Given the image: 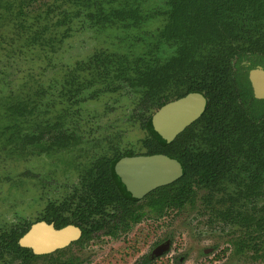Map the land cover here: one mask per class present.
<instances>
[{"label":"rangeland","instance_id":"374dc122","mask_svg":"<svg viewBox=\"0 0 264 264\" xmlns=\"http://www.w3.org/2000/svg\"><path fill=\"white\" fill-rule=\"evenodd\" d=\"M106 1L0 0V227L33 221L49 199L73 188L81 167L111 147L142 151L146 132L130 118L135 91L124 87L109 92L95 72L84 81L86 74L76 67L99 50L149 54L163 24L166 0H140L139 23L128 19L115 25L99 10L107 15L123 2ZM98 14L101 18H91ZM158 90L166 99L177 93L174 85ZM27 102L36 107L14 113ZM44 125L60 126L69 134L68 148L47 155L20 146L15 131ZM220 198L218 192H199L195 209L147 217L116 240L95 237L82 250L69 247L68 254L90 256L88 264H136L154 242L168 237L169 252L152 264H264V259L237 253L230 245L229 240L243 234L241 227L209 215L208 208ZM197 210H207L206 215ZM205 248L211 252L204 254Z\"/></svg>","mask_w":264,"mask_h":264},{"label":"trees","instance_id":"16d2710c","mask_svg":"<svg viewBox=\"0 0 264 264\" xmlns=\"http://www.w3.org/2000/svg\"><path fill=\"white\" fill-rule=\"evenodd\" d=\"M168 5L164 13L166 23L155 38L156 47L132 61V66L123 65L122 58L115 55L95 51L80 61L76 69L86 74L84 81L90 80L88 74L95 72L109 92L119 87L124 76L136 71V78L143 84L174 83L177 97L189 91L203 93L207 104L201 117L170 143L154 132L151 113L147 116L150 152L177 158L183 175L172 184L150 192L144 203L150 211L160 214L164 209H180L194 203L199 189L206 188L208 192L222 193L231 203V209L223 211L225 218L246 226L253 221L251 226H256L255 231H264V200L258 201L264 196V100L253 97L245 75L243 80H231L227 62L228 55L235 50V41H249L248 49H253L264 39V0H169ZM99 12L107 21L114 14L115 20L118 19L116 24L128 19L138 24L141 17L137 5L126 12L122 8L113 9L107 15L102 10ZM163 42L164 52L170 54L165 60L156 52ZM92 79L95 78L92 76ZM163 98L159 96L158 100ZM99 162H93L86 175L80 177L68 203L50 207L42 219L54 221L56 226L73 219L84 225L85 239L91 238V232L98 229L116 236L118 230L126 231L140 221L146 212L119 181L113 169L115 160L107 166ZM225 178H230L233 185ZM111 205H115L119 217L109 226L95 214L104 217L101 212ZM72 206L69 215L62 214ZM24 224L0 236L3 264H78L68 249L36 255L31 249L21 247L18 239L28 229V224ZM259 249L262 251L259 257L264 256L263 246Z\"/></svg>","mask_w":264,"mask_h":264},{"label":"flooded vegetation","instance_id":"af4514ba","mask_svg":"<svg viewBox=\"0 0 264 264\" xmlns=\"http://www.w3.org/2000/svg\"><path fill=\"white\" fill-rule=\"evenodd\" d=\"M117 1H120V3H122V2L123 3H122L121 6H118L116 8H122L126 12L127 10L133 9L135 7V6L132 7L134 5V3L136 5H138L137 3L140 0L138 2H134V3H131L133 1L110 0V3L117 2ZM168 1L169 0H166V4H165L166 8L161 13L162 19H163V24L157 30L155 38L158 36V32H160V30L163 28V25L166 23V17L164 15V13L169 8ZM107 2H109V1L107 0L106 3ZM138 8H140V5L138 6ZM112 10L110 12H112ZM125 15H126V13L123 16H125ZM114 16H115L114 14L109 15V18H111V19H109V22L114 20L113 25L116 24V20H115ZM155 42H156V39H155V41L153 43L152 49L154 47H156V46H154ZM163 45L165 46V43L161 44L157 48V51H156L157 53L162 54L160 56L161 60H165V59L169 58V55H170L168 52H166V53L164 52V49L166 48V46L163 49ZM234 46H235L234 52L230 56L228 55V57H227V60H228L227 62H229V64H230L229 72H230L231 80H233L234 78H238L239 80H243L244 75H245L246 79L248 80V82L250 84V88L252 90L251 92L253 94V89L251 87V83H250V80H249V74L253 70H261V69L264 70V39H262V42L258 41L257 47L253 48V49H251V48L248 49L249 41H242V40L240 41V40H238V41L234 42ZM99 51H103V52L109 53L110 56L111 55H115L119 59L122 58V60L124 62L123 65H125V66H132L133 65L132 61L137 60L138 57H141V55H137V56L129 55L128 56L127 54L118 53V52H115V51H107V50H99ZM159 62L161 63L163 61H159ZM136 76H137L136 71L134 73H132L130 76H127V77L124 76V78L122 79L121 84L119 85V87L115 91H111V92H119L124 87L132 88L135 91L137 97H136V100L134 102V107H133L134 111L131 114L130 118L134 119L135 122H139L141 128L146 132L145 136L141 140L142 151H135V150L131 149V147H127V148H124V149H120V148H117V147H111L105 153H103L102 155H100L98 157L93 158L91 161L88 162L87 165H85V166L80 168L77 182L73 185V188H71V190L65 196H62L61 198L49 199L47 201L46 205L43 207V209L33 219V221L32 220H27V219H22V221L10 222L7 225H4V226L0 227V236L1 235L4 236L5 233L9 232L10 229L15 228L16 226H21L22 224L25 225L24 223L28 224V229L25 231V232H27L29 230V228L33 224L41 222V221H44V222H46L48 224L52 223L55 229H61V228L68 227V226H72V227L78 228L79 232H80L79 236L76 239L71 240L65 247L59 248V249H69V247H71V246H77L78 250H82L89 243V241L92 240L95 237L104 236V237H107L109 239H114V240L120 238L122 235L128 233L135 225L141 223L143 221V219H145L147 217L149 219H151V218L157 219V218L165 217L166 215H168L170 213H171V215L180 214L181 211H183L184 209H187V208L195 209L193 207L195 206V203L197 201V196H198L199 192L208 191V189H206V188L199 189L198 193L196 194V198H195L194 203H192V204H188L187 203L184 207H182L180 209H176V208L175 209H172V208L164 209L163 211H161L162 213H160V214L158 212L156 213V211H154V210L150 211L149 208L146 207V205L144 203V198L150 192H152L153 190H155V189H157L159 187H163V186H167V185L172 184L173 182L179 180L182 177V175H183L182 164L177 158L171 157V156H169V155H167V154H165L163 152H153V153L150 152V146H149V144H147V142H149V139H151V136L149 135V131L147 130V128L145 126V120H146L147 116L151 113L150 114L151 126H152V129L154 130V132L157 133V131L153 128V125H152V116L163 105H165L166 103H168L170 101L178 99L180 97L175 96V98H173V99H165V98H163L161 100H158V97H159V95H158L159 94V90L158 89H162L163 90L168 85H174L175 86V84L172 83V82L171 83H166V84H160V85H151L149 83L148 84H143V83L138 81ZM129 78H131V79H129ZM181 86H184V84H182ZM90 89H92V88H90ZM96 89L99 90V91L102 90V89H98V88H96ZM97 90H95V91H97ZM179 91H182V89H179ZM194 92L202 94V96L205 99V107H206L207 98H206V96L203 93L198 92V91H189L186 94L194 93ZM183 96H181V97H183ZM253 97L255 99H258V100H264V99L256 98L254 96V94H253ZM160 101H163V102H161L162 105L159 104ZM35 107L36 106L30 107L29 106V102H27V104L24 103V104H21V105L17 106L15 108L14 113L22 114V113H25L27 111H30L31 109H34ZM204 110H205V108H204ZM204 110H203V112H204ZM201 115H200V117H201ZM198 119H196V120H198ZM196 120H194L192 123H194ZM192 123H190L182 131H180L178 134H176L171 141H166L158 133L157 134L166 143H170L173 140H175V138L179 134H181L187 127H189ZM25 130H26L25 133H21L20 131H15L14 132L15 133V138H17L18 141L20 142V146L22 145L23 149L29 148V149H31L33 151H37L38 153H41V154L44 153V154L49 155V154H52V153L59 152L62 149H67L68 147H66V144H68V142L71 139V136L69 134H67L60 126L50 127V126L44 125V126L33 128V129L27 128ZM16 140H14V141H16ZM16 145L18 146L19 144L16 142ZM19 149H20V147H19ZM157 154L166 155L170 159L176 160L180 164V167H181L180 175H178L175 179H173L169 183H166L164 185L157 186V187L153 188L152 190L148 191L146 194H144L140 198H136V197L132 196L131 193L129 192L130 195L134 199H137V201L135 203L137 205L143 206V209H144V211L146 213H144L142 215V218L140 219V221L132 224L131 227L128 230H126V231L118 230V233H117L116 236H113L111 234L105 233L104 232L105 229L93 230L91 232V235H92L91 238L85 239V237L83 235L84 231H85L84 225L74 221L73 219L71 220V222H70V220H68L67 223L64 224L63 226H56L54 221H49L48 222V221L42 219L43 218V213L47 209L50 210V207H56L58 205L62 206L64 203H66V204L68 203L69 197H71L72 193L74 192V188L78 185L80 177H84L86 175L87 169H89L90 166L92 165V163L95 162L96 160H100V162H99L100 165L102 163H105L106 166H107V164L109 162L111 164L115 160V162L113 163V169H114L115 174L117 175V173L115 171V164H116V162L119 159H121L123 157H130V156H152V155H157ZM77 168H79V167H77ZM224 180L228 184L233 185L232 183H230V178H225ZM119 181L121 182L120 178H119ZM78 193H80V192L77 191L75 194H77V196H78L79 195ZM220 194H221L220 200H218V202L216 200V202L208 208L209 215L214 216L217 221L229 222L232 225L234 224L235 226L237 225V226L242 228L243 234L241 236H239L238 238H236L234 240H229L230 245L234 246V251L235 252H237V253H246L247 252V253L252 255L251 257H253V258L257 259V260L264 259V256L259 257V254H260V251H261L259 248H261V245L264 248V242L262 244V241L264 240V231H261V230L255 231L256 226H251V224H253V221L251 223H248L249 225L246 226L243 223H240V222L234 223V222H231L230 219L225 218V216L222 215L223 211L231 209L232 205H231V203L228 202V200H227L225 195H223L222 193H220ZM224 198H225V200H223ZM225 201L227 203H229L227 207H224V206L221 205V202H225ZM200 202H203V200L200 199ZM234 206L235 205H233V207ZM73 207L74 206H72L70 208V210H63L62 214L65 215V216L69 215V213L72 211ZM108 207L103 209V211L101 212V213H104V217L102 216V214H95V216L103 224L108 223L109 226H111V223H113L114 221H118L119 212L117 211V208L115 207V205H111V206H108ZM197 211H198V215H200V216L206 215V212H207V210H205V212L203 210H197ZM107 215H109V216H107ZM69 219H71V218H69ZM166 242L168 244L167 245L168 247L166 249H164L163 251H161L164 248L162 246V244L164 245ZM171 244H172L171 238H168V237H164L163 239L154 242V244H153V246L151 248V251L149 250L146 254H142L140 259H138V261L136 262V264H152L154 262V260H156L157 258H160L162 255H165V254H167L169 252V250L171 248ZM158 247H159V249H161L160 250L161 253L157 254L156 251L157 252H159V251L156 250V248H158ZM25 248H28V247H25ZM29 249H31V248H29ZM59 249H56L53 252H55V251H57ZM228 249L229 248L226 247V250H228ZM53 252H51V253H53ZM203 252H204V254L209 253V252H211V248H205L203 250ZM256 253H258V255H256ZM46 254H49V253H46ZM36 255H42V254H36ZM69 255L72 256V257H76V260H77L78 264H86V263L88 264V263H90L89 262L90 261V256L84 257L82 255H76V254H73V253H71ZM215 258L219 259L220 255L216 254ZM0 264H3V263L0 261Z\"/></svg>","mask_w":264,"mask_h":264},{"label":"water","instance_id":"95a60500","mask_svg":"<svg viewBox=\"0 0 264 264\" xmlns=\"http://www.w3.org/2000/svg\"><path fill=\"white\" fill-rule=\"evenodd\" d=\"M249 80L256 98L264 99V70H253ZM205 108L202 94L194 92L163 105L153 116L152 125L166 141H171L176 134L198 119ZM115 171L125 189L136 198L142 197L157 186L171 182L180 175V164L166 155L130 156L119 159ZM79 229L68 226L55 229L53 224L44 221L33 224L18 240L22 247L31 248L35 254L51 253L65 247L79 236ZM167 242L161 253L166 249ZM162 248V247H161ZM161 250V251H160Z\"/></svg>","mask_w":264,"mask_h":264}]
</instances>
